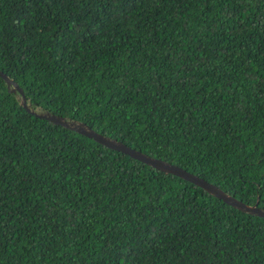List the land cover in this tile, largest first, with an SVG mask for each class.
Here are the masks:
<instances>
[{"label": "trees", "instance_id": "trees-1", "mask_svg": "<svg viewBox=\"0 0 264 264\" xmlns=\"http://www.w3.org/2000/svg\"><path fill=\"white\" fill-rule=\"evenodd\" d=\"M0 69L264 207V0H0ZM0 264H264V216L0 76Z\"/></svg>", "mask_w": 264, "mask_h": 264}, {"label": "water", "instance_id": "water-1", "mask_svg": "<svg viewBox=\"0 0 264 264\" xmlns=\"http://www.w3.org/2000/svg\"><path fill=\"white\" fill-rule=\"evenodd\" d=\"M0 76H2L4 78V80L7 83L8 88L11 91H14V92L18 91L19 92L21 104L28 111H31L40 117L47 118L54 123L62 124L64 126L72 128L78 132H81L83 134L91 136L95 140H97V141H99V142H101V143H103L109 147H112V148L121 150L123 152H126V153L130 154L131 156L138 158V159H140V160H142V161H144V162H146V163H148V164H150L156 168L174 173V174L179 175L185 179H188V180L194 182L195 184L200 185L201 187H203L205 190L212 193L213 195L223 199L225 202H227V203H229V204H231V205H233V206H235V207H237L243 211L264 216V207L258 206L257 203H254V204L246 203V202L242 201L241 199H238L235 196H233L232 194L228 193L227 191L223 190L221 187H219L215 183L210 182L207 179H205V178H203L197 174H194V173L184 169L183 167H181V166H179L173 162H170V161H167L165 159L144 153L141 150L136 149L132 146H129L126 143H124V142H122L116 138H113L109 135L100 133V132L94 130L92 127H90L89 125H87L83 121H79L76 119H72V118H69V117H66L63 115L53 113L52 111H50L48 109L32 107L30 105V103L27 101V98L24 94L22 87H20L18 85V83L13 78L8 76L1 69H0Z\"/></svg>", "mask_w": 264, "mask_h": 264}]
</instances>
